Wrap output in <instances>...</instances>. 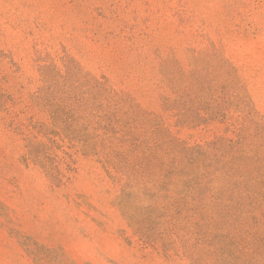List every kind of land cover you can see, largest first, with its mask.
<instances>
[{"label":"rangeland","instance_id":"1","mask_svg":"<svg viewBox=\"0 0 264 264\" xmlns=\"http://www.w3.org/2000/svg\"><path fill=\"white\" fill-rule=\"evenodd\" d=\"M0 264H264V0H0Z\"/></svg>","mask_w":264,"mask_h":264}]
</instances>
